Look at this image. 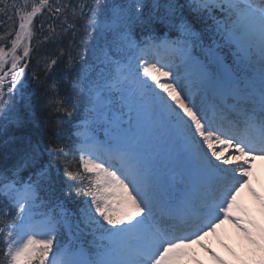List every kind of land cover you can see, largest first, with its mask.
<instances>
[{
    "label": "snow or ice",
    "instance_id": "6c2138e0",
    "mask_svg": "<svg viewBox=\"0 0 264 264\" xmlns=\"http://www.w3.org/2000/svg\"><path fill=\"white\" fill-rule=\"evenodd\" d=\"M0 26V264H187L193 245L226 264L202 243L225 222L264 264L238 204L264 212V0H0Z\"/></svg>",
    "mask_w": 264,
    "mask_h": 264
},
{
    "label": "rangeland",
    "instance_id": "374dc122",
    "mask_svg": "<svg viewBox=\"0 0 264 264\" xmlns=\"http://www.w3.org/2000/svg\"><path fill=\"white\" fill-rule=\"evenodd\" d=\"M10 48L11 45L6 50ZM8 65L10 67V64ZM25 79H28L26 71L25 76L22 77V80L26 84ZM254 170L257 172L255 168ZM262 173H264V165ZM251 178H253L251 179L252 188L258 194L264 196V180H259L258 176L254 174H252ZM238 204L245 210L248 217L255 222L258 228H264V212L261 211L258 202L251 197L246 189L238 197ZM202 243L221 260L225 261L226 264H242L243 261L252 259V250L243 235L228 222L221 225L215 234L205 237ZM195 261H198L199 264H216L212 256L198 245L192 246L191 257L187 264H194Z\"/></svg>",
    "mask_w": 264,
    "mask_h": 264
},
{
    "label": "trees",
    "instance_id": "16d2710c",
    "mask_svg": "<svg viewBox=\"0 0 264 264\" xmlns=\"http://www.w3.org/2000/svg\"><path fill=\"white\" fill-rule=\"evenodd\" d=\"M71 2L76 3V0H71ZM42 22L44 24L43 29L40 28V30H36L39 43L37 42V39L34 38L33 46L35 47L36 51L33 52L31 61L28 64V68H29L30 73L28 74L29 75V84H28V87L26 89H27V92H29V93L32 91V88H34V87H36L38 90H40V88L32 80L33 73H36L42 80L44 79L43 68H42V66L37 65L38 54H42L45 51L50 50V48H51V45H48L44 42V34H41V33H43L44 28L46 26H49V25H52V27H55L57 29V31L60 30L59 29L60 21L59 20L53 21L52 15L50 13H45L44 15H40L38 17V19L35 21L36 27L38 25L40 26ZM5 30L6 29L4 26H0V36L4 35ZM71 39L72 38L70 36H65L62 41H58L57 43H60L61 46H63L65 48V50L67 51L68 50V44H69V41ZM8 44H11L10 40H0V46L7 47ZM79 50L83 51V48L81 47ZM60 76H61V68H57L54 75L51 78L55 79V80H59ZM60 95L61 96L64 95V89L63 88L60 89ZM37 113H38L41 120H43L46 116H48V113L41 111L39 109V107L37 108ZM63 119L66 120L67 118H63ZM51 123L53 126L56 123V115L55 114H53L51 117ZM44 140H45V143H47L48 136H45ZM63 159L64 158H60L56 161V163L60 165V178H61V180L64 181L65 183L79 184L80 183L79 180L68 181L66 179V177L64 176V167H63V164L61 162ZM66 162L69 165L70 171L76 172L79 170V168H78L79 155L74 150L69 152V155L66 158ZM0 163H2V160H0ZM75 198H76V196H75V193L73 192V200H75Z\"/></svg>",
    "mask_w": 264,
    "mask_h": 264
},
{
    "label": "bare ground",
    "instance_id": "6f19581e",
    "mask_svg": "<svg viewBox=\"0 0 264 264\" xmlns=\"http://www.w3.org/2000/svg\"><path fill=\"white\" fill-rule=\"evenodd\" d=\"M227 154V153H226ZM260 165H264V163H258V166H260ZM260 179L259 180H264V173H262V171H260Z\"/></svg>",
    "mask_w": 264,
    "mask_h": 264
}]
</instances>
